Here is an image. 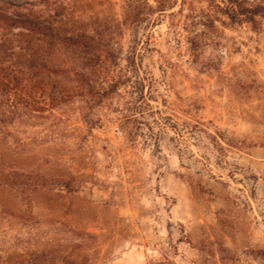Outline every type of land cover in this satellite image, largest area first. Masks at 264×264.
<instances>
[{"label": "rangeland", "instance_id": "rangeland-1", "mask_svg": "<svg viewBox=\"0 0 264 264\" xmlns=\"http://www.w3.org/2000/svg\"><path fill=\"white\" fill-rule=\"evenodd\" d=\"M15 1L122 26L115 88L0 131V264H264V17L159 0L147 25L124 23L132 0Z\"/></svg>", "mask_w": 264, "mask_h": 264}, {"label": "trees", "instance_id": "trees-1", "mask_svg": "<svg viewBox=\"0 0 264 264\" xmlns=\"http://www.w3.org/2000/svg\"><path fill=\"white\" fill-rule=\"evenodd\" d=\"M206 2L223 26L249 23L255 27L257 19L264 17V0ZM169 6L159 0L154 7L146 0H132L124 23L133 19L152 25L156 22L154 14L167 11ZM47 14L34 10L29 2L0 0V131L10 124L17 125L27 115H42L74 99L87 102L99 95L98 90H104L107 83L111 88L118 84L116 77H111L119 64L112 32L122 23L109 19L64 21L57 10L54 16ZM200 24L208 27L202 22H193L190 27ZM12 30L18 33L9 35ZM196 39L197 36L189 40L195 52L200 48ZM132 63L140 73L139 63ZM141 80L145 85V78ZM3 178L0 173L1 184ZM255 256L264 261V251ZM153 264L176 263L164 257Z\"/></svg>", "mask_w": 264, "mask_h": 264}]
</instances>
